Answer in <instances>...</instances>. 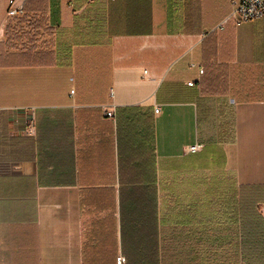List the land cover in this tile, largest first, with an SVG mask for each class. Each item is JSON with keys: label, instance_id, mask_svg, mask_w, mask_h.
Listing matches in <instances>:
<instances>
[{"label": "crops", "instance_id": "0c3cea01", "mask_svg": "<svg viewBox=\"0 0 264 264\" xmlns=\"http://www.w3.org/2000/svg\"><path fill=\"white\" fill-rule=\"evenodd\" d=\"M231 1L15 0L23 46L0 0V264H249V229L264 264V19Z\"/></svg>", "mask_w": 264, "mask_h": 264}, {"label": "built area", "instance_id": "2783aa9c", "mask_svg": "<svg viewBox=\"0 0 264 264\" xmlns=\"http://www.w3.org/2000/svg\"><path fill=\"white\" fill-rule=\"evenodd\" d=\"M89 2H98L100 0H88ZM7 19L11 21L16 22V28L14 30L15 35L19 38H26L30 36L29 39H27L30 42V39H34L32 44L25 43L23 46H30V45H36L42 44L41 41H37V36L41 35L42 33H39L36 31L37 29L33 28V19L29 17L23 10L22 7H16L15 6V0H9L8 2V10H7ZM264 19V0H232L231 1V13L229 16V20L232 22V24L235 27H239L245 23L249 22H256ZM44 34V32H43ZM26 40V39H23ZM27 42V41H26ZM199 74L202 75L204 72L200 68ZM74 92L71 91V94ZM159 112V109H155V113L157 114ZM106 117H113L111 112H107L105 114ZM201 149V146H193L189 148V152L195 153L198 152ZM116 264H126L125 258L122 255H119L116 258Z\"/></svg>", "mask_w": 264, "mask_h": 264}, {"label": "trees", "instance_id": "16d2710c", "mask_svg": "<svg viewBox=\"0 0 264 264\" xmlns=\"http://www.w3.org/2000/svg\"><path fill=\"white\" fill-rule=\"evenodd\" d=\"M24 12L26 13V9L23 8ZM28 14V13H26ZM255 204L254 202L249 199V211H248V225L255 226L257 220H261L260 217L255 214L254 209ZM254 236H255V230L249 229L248 230V237L247 241L243 240V244L241 246V252L244 259L248 260L249 264H255L254 261L250 258V256L254 255L255 253V244H254Z\"/></svg>", "mask_w": 264, "mask_h": 264}]
</instances>
